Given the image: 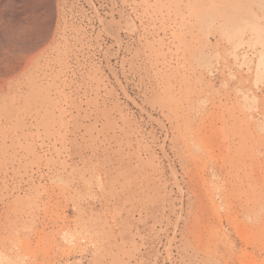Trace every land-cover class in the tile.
Wrapping results in <instances>:
<instances>
[{"label":"rangeland","instance_id":"374dc122","mask_svg":"<svg viewBox=\"0 0 264 264\" xmlns=\"http://www.w3.org/2000/svg\"><path fill=\"white\" fill-rule=\"evenodd\" d=\"M0 264H264V0H0Z\"/></svg>","mask_w":264,"mask_h":264}]
</instances>
